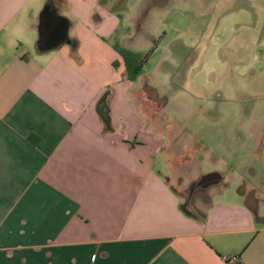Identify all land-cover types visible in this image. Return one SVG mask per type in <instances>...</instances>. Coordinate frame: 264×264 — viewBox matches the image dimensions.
<instances>
[{"label": "crops", "instance_id": "0c3cea01", "mask_svg": "<svg viewBox=\"0 0 264 264\" xmlns=\"http://www.w3.org/2000/svg\"><path fill=\"white\" fill-rule=\"evenodd\" d=\"M46 2L0 0V264H264V194L251 181L227 190L213 171L203 195L188 189L201 212L184 208V188L209 175H189L191 148L174 149L170 123L144 130L149 75L124 78L109 43L118 17L103 0ZM59 25L41 51L40 28Z\"/></svg>", "mask_w": 264, "mask_h": 264}, {"label": "rangeland", "instance_id": "374dc122", "mask_svg": "<svg viewBox=\"0 0 264 264\" xmlns=\"http://www.w3.org/2000/svg\"><path fill=\"white\" fill-rule=\"evenodd\" d=\"M101 5L121 21L109 40L113 50L149 54L142 71L149 75L144 84L153 89H144L140 108L153 122L146 120L144 130L147 124L161 130L170 123L180 136L174 149L191 148L189 175L219 171L227 176V190L243 178L264 194V0ZM106 91L113 94L111 86ZM190 186L184 188L183 206L197 214L205 203L189 206ZM201 188L192 200L203 195Z\"/></svg>", "mask_w": 264, "mask_h": 264}, {"label": "trees", "instance_id": "16d2710c", "mask_svg": "<svg viewBox=\"0 0 264 264\" xmlns=\"http://www.w3.org/2000/svg\"><path fill=\"white\" fill-rule=\"evenodd\" d=\"M51 5V0H47L45 9ZM124 65V78L128 82H133L141 73L144 63L148 60L149 54L133 53L127 50L115 48ZM111 94L109 91L103 93L96 103V112L103 125L104 132L112 131L109 100ZM251 197L247 198V203H250Z\"/></svg>", "mask_w": 264, "mask_h": 264}, {"label": "water", "instance_id": "95a60500", "mask_svg": "<svg viewBox=\"0 0 264 264\" xmlns=\"http://www.w3.org/2000/svg\"><path fill=\"white\" fill-rule=\"evenodd\" d=\"M63 30L62 25H59L54 32H50L49 28L44 26L40 28L38 47L41 51L48 50L55 45H57L61 39ZM214 175H209L207 177H213ZM206 178V177H205Z\"/></svg>", "mask_w": 264, "mask_h": 264}, {"label": "flooded vegetation", "instance_id": "af4514ba", "mask_svg": "<svg viewBox=\"0 0 264 264\" xmlns=\"http://www.w3.org/2000/svg\"><path fill=\"white\" fill-rule=\"evenodd\" d=\"M50 32H54L56 30V27H52L51 29H49ZM214 179H217L216 176H213V177H206V178H202L201 180H199L198 182L196 183H193L191 186H190V191L192 193L194 192H197V190H199L200 187H202L201 189H204L205 187H207L208 185H212L215 183V180Z\"/></svg>", "mask_w": 264, "mask_h": 264}, {"label": "built area", "instance_id": "2783aa9c", "mask_svg": "<svg viewBox=\"0 0 264 264\" xmlns=\"http://www.w3.org/2000/svg\"><path fill=\"white\" fill-rule=\"evenodd\" d=\"M224 261L228 264H239L238 260L235 257L225 258Z\"/></svg>", "mask_w": 264, "mask_h": 264}]
</instances>
